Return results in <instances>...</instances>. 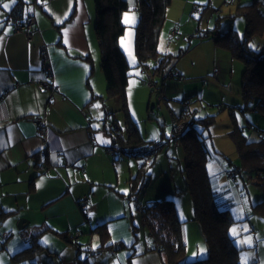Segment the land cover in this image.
I'll use <instances>...</instances> for the list:
<instances>
[{"label": "crops", "instance_id": "0c3cea01", "mask_svg": "<svg viewBox=\"0 0 264 264\" xmlns=\"http://www.w3.org/2000/svg\"><path fill=\"white\" fill-rule=\"evenodd\" d=\"M30 14L37 20L31 38L16 30L17 21ZM95 20L90 0H16L14 5L0 0V250H10L14 259L22 255L16 263L75 264L82 256L87 264H165L151 234V247L138 248L136 239L129 242L123 236L127 222L114 221L126 217L132 206L137 210V199L129 195L138 167L123 166L131 174L119 190L122 162H114L111 147L113 132L120 128L115 116L111 119L110 106L106 110L102 103L107 83ZM43 47L52 63L50 75L42 68ZM45 79L57 88H43ZM39 116L42 125L34 121ZM45 143L49 152L44 159ZM169 189L153 196L146 190L143 198L137 197L154 199ZM85 194L88 217L79 207ZM23 218L28 221L22 223ZM106 220L109 233L103 244L93 228ZM39 231L42 245L27 256L24 248ZM77 232L84 238L70 236ZM46 234L62 239L51 246ZM111 243L117 245L107 248ZM39 253L44 254L40 259L32 257Z\"/></svg>", "mask_w": 264, "mask_h": 264}, {"label": "rangeland", "instance_id": "374dc122", "mask_svg": "<svg viewBox=\"0 0 264 264\" xmlns=\"http://www.w3.org/2000/svg\"><path fill=\"white\" fill-rule=\"evenodd\" d=\"M251 1L172 0L161 29L159 48L173 55L167 71L172 69L180 72L183 78L167 77L162 92H158L148 84L147 73H143L137 66L135 36L139 11L136 8L125 11L124 23L126 13L135 17L134 23H125V32L120 38V44L130 64L131 76L126 87L127 107H123L117 97L109 96L107 84L105 85L102 103L110 106L109 110H112L110 114L113 116L111 119L115 116L116 124L126 135L129 126L127 116L131 113L140 135L149 145L142 148L137 155L120 153L122 168L118 178V188L119 190L126 188V184H129L128 179L131 173L128 167H123L125 164L131 163L132 167L139 168L141 165L139 163L147 161L148 155L155 153L149 160L152 163L148 167L150 174L148 184L140 195L143 198L142 195L146 190L149 196L157 195L161 189L169 187L181 191L174 192V196L175 204L180 208L182 218L185 220L183 230L187 239L189 259L206 255L208 245L200 223L193 217L192 194L184 190V147L180 141L176 142L172 139L174 117L187 105L192 116L197 118V124L203 130V135L208 136L206 139L210 150L207 161L208 170L214 178L215 187L219 190V203L228 207L236 219L230 232L241 247V260L244 264H251L253 260H256L257 264H264V217L253 210V204L264 198V189L253 182L247 172H243L242 175L238 173L237 180L227 174L228 170H233L241 164L231 132L240 124L244 125V133L247 136L256 138L258 130L264 129V116L254 110H242L244 102L241 81L245 68L244 61L235 57L228 48L218 46L211 36H200L216 24L219 25L220 30H225L232 24L240 34H243L246 21L244 16L238 14V9L240 4ZM90 2L94 9L95 1L90 0ZM174 28H176L175 34L172 33ZM150 74L154 80L161 82L159 75ZM153 102H155L154 107H152ZM249 121L256 123L254 124L256 126L247 128L246 123ZM113 157L115 158V155ZM114 162H116L115 159ZM97 187L99 193L105 187V183ZM149 199L151 198L142 200ZM123 220L127 222L123 233V236L126 234L127 241L136 239L138 248L151 247L150 232L144 226L134 206L128 209L126 217L117 218L114 221ZM134 223L138 225L137 236L132 231ZM17 227L19 228L18 223ZM233 229L236 230V234H233ZM83 238L82 235L81 239ZM57 239L62 238L46 234L47 243L51 246L56 244ZM6 250H0L2 264H22V262H15V259L22 261L20 259L22 255L18 256V254L14 259L13 253ZM42 255L44 254L39 253L32 257L40 259ZM26 262L29 264L28 259Z\"/></svg>", "mask_w": 264, "mask_h": 264}, {"label": "trees", "instance_id": "16d2710c", "mask_svg": "<svg viewBox=\"0 0 264 264\" xmlns=\"http://www.w3.org/2000/svg\"><path fill=\"white\" fill-rule=\"evenodd\" d=\"M94 1L95 30L101 51V67L105 74L109 96L117 97L123 107H127L126 87L131 76L130 64L120 44V38L126 28L123 15L130 9L136 8L139 11V19L136 23L135 52L137 66L149 77L148 84L158 92H162L167 77L182 75L172 69L167 71L173 55L159 48L161 29L172 0ZM18 6L15 7L14 12L18 10ZM238 14L244 16L246 21L243 34H240L232 24L225 30H220L219 25L216 24L200 36H211L218 46L228 48L235 57L244 61L245 68L241 81L244 102L242 110H254L264 116V0H252L249 3L240 4ZM172 33H176V28ZM150 73L159 75L161 82L154 80ZM151 80L155 85H151ZM161 95L163 97V94ZM185 103H187L186 100ZM127 117L129 123L127 134L125 135L121 128L113 132L111 149H117L113 151L117 161H121L120 153L130 156L137 155L142 148L149 146L140 135L131 113H128ZM175 119L186 122L180 132H173L172 139L176 142L180 141L184 147V190L192 194L193 217L201 225L208 245L207 254L194 259H189L187 256V239L183 230L185 220L179 215L175 204L174 192L177 191L169 189L157 198L144 201L137 197L148 184L150 176L148 167L152 163L149 160L154 157L155 153L146 154L149 159L143 162L136 175L131 177L132 191L129 196L137 199L136 209L140 213L144 226L154 238V247L165 254V264H244L241 260V247L230 232L236 219L228 207L219 203V190L215 187L214 178L208 170L207 161L210 155L206 142L208 136L203 135V130L199 128L197 118L192 116L189 105L184 107L182 112L174 117ZM246 124L247 128L256 126L254 125L256 123L251 121ZM244 129V125L239 124L231 132L241 164L234 168L235 175L230 176L237 180L238 173L242 175L243 172H247L252 181L264 189V129L258 130L256 138L247 136ZM244 180L246 181V178ZM253 210L264 217V198L253 204ZM106 224L107 220L93 228L102 238L103 244L106 243L107 233H109ZM133 225L134 234L137 235L138 225L136 223ZM39 235L40 231L34 234L32 243L24 248L27 256L30 253H36L42 245L38 238ZM77 243L82 246L80 242ZM116 245V243H111L107 245V248ZM16 255L18 254L14 256ZM254 263L257 261H251V264ZM75 264L87 263L80 256L77 257Z\"/></svg>", "mask_w": 264, "mask_h": 264}, {"label": "built area", "instance_id": "2783aa9c", "mask_svg": "<svg viewBox=\"0 0 264 264\" xmlns=\"http://www.w3.org/2000/svg\"><path fill=\"white\" fill-rule=\"evenodd\" d=\"M36 23H37V20H36V17L32 14H30L26 19L24 20H19L17 21L16 23V30L17 31H22L24 32L28 37L31 38L32 34H33V31L36 27ZM42 68L44 70H46L48 72V74L50 75L52 73V63H51V60H50V57H49V54L46 50V48H42ZM180 79L183 78V76L181 75L179 77ZM151 85H155V83L151 80L150 81ZM40 85L45 88L46 90H52L53 88H57L55 86V84L50 81V80H43L40 82ZM104 104V103H103ZM104 108L107 110V105L104 104ZM35 123L37 125H42L43 124V119L42 117H36L34 119ZM185 124L186 122L185 121H178V120H174V124H173V132L175 133H178L180 132L184 127H185ZM48 148H47V143L44 144V147H43V151H47ZM117 149H114L113 151H116ZM229 175H235V170H228L227 172ZM88 205H89V195L88 194H85L83 195L81 198H80V201H79V207L83 210L84 214L87 216L88 215ZM80 233L77 232V233H72L70 234V236L76 240V239H79L80 238ZM254 264H257V263H254Z\"/></svg>", "mask_w": 264, "mask_h": 264}, {"label": "snow or ice", "instance_id": "6c2138e0", "mask_svg": "<svg viewBox=\"0 0 264 264\" xmlns=\"http://www.w3.org/2000/svg\"><path fill=\"white\" fill-rule=\"evenodd\" d=\"M13 5L15 4L16 0H12ZM4 9H9L10 10V6L8 3H4L3 5ZM30 11V9H29ZM135 17L134 16H129L127 13L125 14V23H134ZM4 27V22L0 21V28ZM11 25L8 26V30H10ZM0 39H2V37H0ZM67 42V41H66ZM254 47V46H253ZM95 107H99V105H96ZM233 234H236V230L233 229Z\"/></svg>", "mask_w": 264, "mask_h": 264}, {"label": "water", "instance_id": "95a60500", "mask_svg": "<svg viewBox=\"0 0 264 264\" xmlns=\"http://www.w3.org/2000/svg\"><path fill=\"white\" fill-rule=\"evenodd\" d=\"M155 106V102H153L152 103V107H154ZM48 150L47 151H43V149H42V156H43V158L45 159L46 158V155L48 154ZM28 221V219H21V222L22 223H24V222H27ZM19 227H24V225L22 224V225H19ZM85 250H87V251H91V249H89L88 247L87 248H84ZM95 251V250H94ZM84 259L86 260L87 258L86 257H84Z\"/></svg>", "mask_w": 264, "mask_h": 264}]
</instances>
